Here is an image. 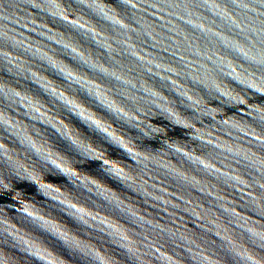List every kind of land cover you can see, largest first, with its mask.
I'll return each mask as SVG.
<instances>
[{
  "label": "water",
  "instance_id": "95a60500",
  "mask_svg": "<svg viewBox=\"0 0 264 264\" xmlns=\"http://www.w3.org/2000/svg\"><path fill=\"white\" fill-rule=\"evenodd\" d=\"M0 264H264V0H0Z\"/></svg>",
  "mask_w": 264,
  "mask_h": 264
}]
</instances>
